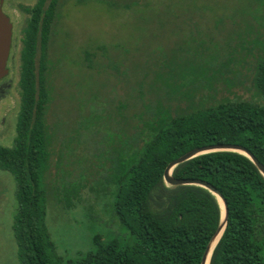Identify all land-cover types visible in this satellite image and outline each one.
Instances as JSON below:
<instances>
[{"label": "rangeland", "instance_id": "rangeland-1", "mask_svg": "<svg viewBox=\"0 0 264 264\" xmlns=\"http://www.w3.org/2000/svg\"><path fill=\"white\" fill-rule=\"evenodd\" d=\"M39 0H3L12 23L10 84L0 94V144L11 146L20 106L21 49ZM52 34L46 64L45 224L63 260L93 237L128 242L113 210L118 164L163 118L223 100L264 102L255 83L264 56V0H43ZM11 46V42H10ZM10 51V47H9ZM16 181L0 168V264H20L13 222Z\"/></svg>", "mask_w": 264, "mask_h": 264}, {"label": "trees", "instance_id": "trees-1", "mask_svg": "<svg viewBox=\"0 0 264 264\" xmlns=\"http://www.w3.org/2000/svg\"><path fill=\"white\" fill-rule=\"evenodd\" d=\"M39 0L30 10L21 49L20 106L11 146L0 144V168L16 181L18 203L13 228L20 264H200L215 231L221 207L216 195L196 183L163 180L168 161L206 143L237 142L264 164V102L223 100L199 110L163 118L134 163L118 164L113 210L130 234L128 242L103 240L63 260L45 224L47 190L42 172L47 162L43 119L46 64L36 67L38 42L43 52L52 34L55 8ZM255 83L264 95V56ZM176 177L209 181L227 202V219L208 264H264V176L246 154L212 150L177 163Z\"/></svg>", "mask_w": 264, "mask_h": 264}, {"label": "water", "instance_id": "water-1", "mask_svg": "<svg viewBox=\"0 0 264 264\" xmlns=\"http://www.w3.org/2000/svg\"><path fill=\"white\" fill-rule=\"evenodd\" d=\"M2 2L3 0H0V75L4 74L7 71L6 61H7V57L9 54V47H10V42H11V27H12V23L9 19V16L2 10V7H1ZM212 150H236V151L242 152L252 159V161L255 163L257 168L261 171V173L264 176V164L253 154V152L250 149H248L243 144L237 143V142H213V143H206L203 145H197V146H194L186 150L182 154L168 161L163 171V180L166 183H169V184H180V183L200 184V185L207 187L209 190H211L216 195L219 204H220L219 197L222 199V202H223L224 213L222 214V207L220 204L221 217H220L219 223L215 231L213 232L212 236L210 237L203 251L200 264H206L208 254L211 253L214 245L216 244L218 238L220 237L222 233V230L225 226L226 219H227V202L223 194L219 191V189L216 188L209 181L201 179V178H196V177H176L172 174L171 171H172V168L177 163L182 162L186 159H189L197 154H200L206 151H212Z\"/></svg>", "mask_w": 264, "mask_h": 264}, {"label": "flooded vegetation", "instance_id": "flooded-vegetation-1", "mask_svg": "<svg viewBox=\"0 0 264 264\" xmlns=\"http://www.w3.org/2000/svg\"><path fill=\"white\" fill-rule=\"evenodd\" d=\"M14 44V39H13V36H12V39H11V46H10V51H9V54H8V57H7V61H6V68H7V71L0 75V94H4L5 93V90H6V86L10 84V78H9V69H10V66H9V60L12 56V46Z\"/></svg>", "mask_w": 264, "mask_h": 264}, {"label": "bare ground", "instance_id": "bare-ground-1", "mask_svg": "<svg viewBox=\"0 0 264 264\" xmlns=\"http://www.w3.org/2000/svg\"><path fill=\"white\" fill-rule=\"evenodd\" d=\"M219 201H220V204H221V207H222V214L224 213V209H223V202H222V199L219 197ZM219 234H220V232H219ZM219 234H218V236H219ZM217 236V237H218ZM217 239V238H216ZM216 241V240H215ZM215 243V242H214ZM209 255H210V253L208 254V258H207V260H206V264H208V261H209Z\"/></svg>", "mask_w": 264, "mask_h": 264}]
</instances>
